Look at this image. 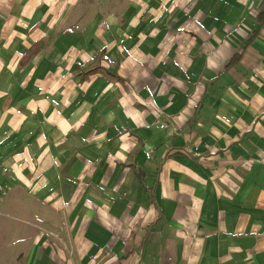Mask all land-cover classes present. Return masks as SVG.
I'll list each match as a JSON object with an SVG mask.
<instances>
[{"label":"crops","instance_id":"1","mask_svg":"<svg viewBox=\"0 0 264 264\" xmlns=\"http://www.w3.org/2000/svg\"><path fill=\"white\" fill-rule=\"evenodd\" d=\"M263 9L0 0V264H264Z\"/></svg>","mask_w":264,"mask_h":264},{"label":"trees","instance_id":"2","mask_svg":"<svg viewBox=\"0 0 264 264\" xmlns=\"http://www.w3.org/2000/svg\"><path fill=\"white\" fill-rule=\"evenodd\" d=\"M257 19L260 23L264 21V9L257 15ZM236 60V57H234V61Z\"/></svg>","mask_w":264,"mask_h":264},{"label":"built area","instance_id":"3","mask_svg":"<svg viewBox=\"0 0 264 264\" xmlns=\"http://www.w3.org/2000/svg\"><path fill=\"white\" fill-rule=\"evenodd\" d=\"M0 198H1V193H0Z\"/></svg>","mask_w":264,"mask_h":264},{"label":"rangeland","instance_id":"4","mask_svg":"<svg viewBox=\"0 0 264 264\" xmlns=\"http://www.w3.org/2000/svg\"><path fill=\"white\" fill-rule=\"evenodd\" d=\"M2 198H0V200H1Z\"/></svg>","mask_w":264,"mask_h":264}]
</instances>
